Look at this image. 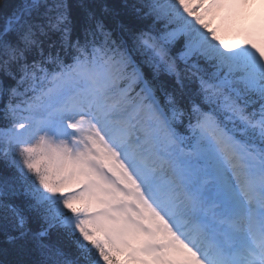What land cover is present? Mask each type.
Here are the masks:
<instances>
[{
    "label": "snow or ice",
    "instance_id": "1",
    "mask_svg": "<svg viewBox=\"0 0 264 264\" xmlns=\"http://www.w3.org/2000/svg\"><path fill=\"white\" fill-rule=\"evenodd\" d=\"M0 122V264H264V0H0Z\"/></svg>",
    "mask_w": 264,
    "mask_h": 264
},
{
    "label": "rangeland",
    "instance_id": "2",
    "mask_svg": "<svg viewBox=\"0 0 264 264\" xmlns=\"http://www.w3.org/2000/svg\"><path fill=\"white\" fill-rule=\"evenodd\" d=\"M256 11H257V13L259 14V12H260V8H259V6L256 8Z\"/></svg>",
    "mask_w": 264,
    "mask_h": 264
},
{
    "label": "trees",
    "instance_id": "3",
    "mask_svg": "<svg viewBox=\"0 0 264 264\" xmlns=\"http://www.w3.org/2000/svg\"><path fill=\"white\" fill-rule=\"evenodd\" d=\"M3 2H4V3H9L10 0H3ZM0 123H2V122H0Z\"/></svg>",
    "mask_w": 264,
    "mask_h": 264
}]
</instances>
